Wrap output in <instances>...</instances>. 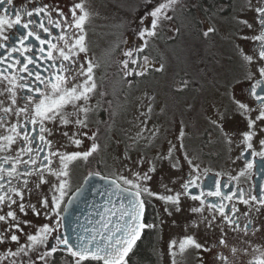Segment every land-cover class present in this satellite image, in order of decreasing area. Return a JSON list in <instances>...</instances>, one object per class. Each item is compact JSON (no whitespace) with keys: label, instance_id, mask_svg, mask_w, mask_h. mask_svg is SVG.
<instances>
[{"label":"flooded vegetation","instance_id":"af4514ba","mask_svg":"<svg viewBox=\"0 0 264 264\" xmlns=\"http://www.w3.org/2000/svg\"><path fill=\"white\" fill-rule=\"evenodd\" d=\"M80 2L81 0H13L12 5L7 3L0 5V15L7 14L14 20L16 9L23 7L31 9L48 4L61 9L71 22L70 9ZM83 2L88 11L92 0ZM134 2L137 3L138 0ZM160 2L162 0H147L150 11ZM183 2L186 4L178 19L183 22L181 27L178 28L173 19L164 22L166 24L167 21L171 22L172 29L174 27L175 31L178 29V38L185 41V52L172 49V37L164 38L159 35L162 29L160 24L157 35L151 38L150 42L152 47L148 55L151 66L143 76H126L122 63L127 58L124 55L127 50L142 44L137 35L141 27H137L136 19L132 39L127 43H121L114 54L112 52L115 49L111 52L112 60H108L111 56L110 51L94 48L95 43L101 39L96 33L91 32L93 26L90 17L84 26L88 52L80 53L79 62L87 67V58L97 65L94 68L97 88L89 101L93 111L89 112L87 128L77 129L74 124L63 126L57 121L53 135L48 137L53 140V150L59 149L61 152L87 150L92 144L90 137L93 133L96 134V142L100 145L98 152L87 161L80 159L70 165L71 188L65 198L66 201L75 194L78 187L85 185V177H88L86 193H82L72 203L69 221L73 233L97 226L96 222L100 217L98 212L94 211L105 205L107 189H110L105 181L110 177L116 179L119 175L131 177L128 169L137 168L136 163L129 167L127 161L129 157L131 159L144 157L145 163L140 170L146 171L149 160L160 155L166 156L169 148L176 145L174 156L179 158L181 166L174 169L167 160L157 162V170L152 174V180L148 182L153 192L172 195L182 191L181 185L192 171V166L184 157L186 152L193 164L200 166L201 173L205 169L208 170L206 174L201 175L205 191L209 187H214L217 174H220L222 191L227 193L237 189V182L232 181L229 184V177L237 176L245 168L246 163L253 159L251 155L253 150L257 152L261 150L260 140L264 139V132L259 131V128L264 127V122H257V135L252 140L253 149L245 151L243 133L249 130L247 114L238 112L231 99L234 95L251 108H256V102L251 97L249 89L255 80L260 78L258 67L264 66V62L256 59L255 45L251 41V37L260 31L254 11L257 0H251L252 9L249 8V0H183ZM168 14L177 20L174 12L169 11ZM52 17L57 18L55 11L52 12ZM190 17L194 22L190 21ZM33 19H36L35 16ZM240 20H247L252 24V28L244 27L238 23ZM210 27L215 31L205 36L204 33ZM23 31L18 25L6 28L5 33L10 36L9 43L16 40L17 32ZM52 31L53 35H56L59 30L53 28ZM244 36L249 39H242ZM31 42L37 43L34 40ZM3 52L4 49H0V54ZM242 53L254 57L250 65V70L254 74L252 80L245 79L249 66L242 59ZM144 56L145 54L141 52L138 63L132 64L130 61L128 69L140 71ZM161 64L164 66L163 70L158 71ZM146 77L149 80H142ZM183 82H187L186 86ZM3 88L4 84H0V89ZM0 100L7 105V94L0 95ZM149 106L152 108L151 113H148ZM67 111L71 113L73 109L69 107ZM220 114H223L222 120ZM256 115H258L256 111L251 113L253 119ZM71 118L75 120V117ZM12 122H15V117H12ZM217 124H222L223 129L221 130ZM77 131L88 134L87 137H81L83 143L78 148L69 143L62 134L67 132L71 136ZM181 131L184 133L183 148L180 147L178 139ZM223 133H227L228 136ZM0 134H3V130H0ZM229 139L231 143L228 142ZM18 146L13 145L10 153L0 155H15ZM58 163V160H54L53 166H57ZM92 172H99L100 176H92L90 180L89 173ZM105 176L108 179L102 178ZM48 179L50 183H55L54 177ZM94 179L97 181L96 185L93 184ZM239 186L246 191L251 190L253 194H258L264 188V159L255 157L254 168L246 177H240ZM191 192L199 194V189L193 188ZM218 199L207 197L212 203H217ZM32 202H36L35 196L32 197ZM234 202L239 208L237 215L248 211L249 206L239 201ZM225 203L231 207L230 202ZM147 204L145 223H154L157 227L144 230L127 257L128 264H140L138 249L143 239L149 250L150 264H172L169 245L173 240L177 242L173 249L177 253L176 264H249L252 248L264 247V207H260L259 212L253 209L250 213L256 231L244 234L233 231L223 222V218L219 217L218 212L217 219L209 228L207 222L201 220L200 213L191 211L192 208L199 207L200 202L193 201L183 194L179 211H176L175 206L166 204L157 197L149 198ZM67 205L64 207L67 208ZM166 207L168 212L165 211ZM7 210L4 209L5 212ZM62 215L65 217L63 230L67 231L66 212ZM203 215L211 219L212 213L208 211L207 205ZM22 218L31 220L33 225L47 222L43 216L35 217L31 212ZM115 219L116 217H113V220ZM243 222L242 220V224ZM197 224L198 226H195ZM3 227L4 225L0 224V230ZM22 227L24 233L35 231V228L23 225ZM17 234L21 236L20 243H24L25 236ZM189 235L194 236L198 243L209 250L188 248L181 254L179 243ZM221 239L226 243L220 244ZM16 247V243L0 244V255H3L6 249L15 250ZM232 247L238 250L235 254L230 251ZM221 256L227 257V261H222ZM71 261L72 258L68 254H56V264H71ZM4 264H10V261L5 260Z\"/></svg>","mask_w":264,"mask_h":264},{"label":"snow or ice","instance_id":"6c2138e0","mask_svg":"<svg viewBox=\"0 0 264 264\" xmlns=\"http://www.w3.org/2000/svg\"><path fill=\"white\" fill-rule=\"evenodd\" d=\"M5 3L12 5L13 0H0V5ZM177 3L178 0H162L147 16L141 18L142 28L137 35L142 44L124 53L127 58L122 63L126 76L145 75L151 66L148 56L143 57L140 71L134 68L129 70V62L138 63L139 54L148 48L150 38L157 35L162 21L172 19L168 13L175 11ZM249 8H253L251 0ZM53 11L57 14L56 19L52 17ZM254 11L260 31L251 37V41L255 45L256 59L264 62V0H257ZM70 12L71 22L61 9L48 4L31 9H16L14 20L7 14L0 15V49H4L0 54V84H4L0 95L6 93L8 97L7 105L0 100V130H3V134H0V153H10L13 145H19L15 155H0V224L4 225L0 230V244H17L15 250L8 248L0 255V264H4L5 260L10 261V264H56L57 253L70 255L71 264H128L127 257L144 230L157 227L154 223H145L147 200L152 197L175 206L176 211H179L181 195L189 196L191 200L200 202V206L192 208L191 211L200 213L201 220L206 221L209 228L217 219L218 212L219 217H222L223 222L233 231L254 233L256 228L250 213L253 209L259 212L260 207H264V188L258 194H253L251 190L246 191L240 187L239 180L254 168L255 157L264 159V139L260 140L261 150L252 151L253 159L246 163L245 168L237 176L229 177V184L232 181L237 182L236 191H222L220 174H217L214 187L205 191L201 175L206 174L208 170L205 169L201 173L200 166L193 164L185 152L184 157L192 166V171L181 185L182 191L172 195L153 192L148 182L157 170V162L167 160L174 169L181 166L179 158L174 156L176 145H172L166 156L160 155L149 160L146 171L140 170L145 163V158L140 157L136 162V170L128 169L131 177L119 175L111 181L112 190L106 193L109 199L105 202L103 210L97 213L100 217L96 222L97 226L84 228L82 232H77L75 237L63 230L65 217L62 213L67 211L64 205L73 203L83 187H78L73 199L66 201L71 188L70 165L80 159L87 161L100 148L95 133L90 137L91 146L85 151L53 150V140L48 138L53 135L57 121L63 126L74 124L77 129L87 128L89 112L93 111L89 101L97 88L94 76V68L97 65L87 58V67L79 62L80 53L88 52L84 26L90 13L86 10L83 0L74 4ZM34 16L36 19H33ZM148 17L151 18L149 24L143 25V20ZM238 23L252 28V24L247 20H240ZM13 25H18L24 31L17 32L16 40L9 43L10 36L5 33V29ZM53 28L59 30L58 34L53 35ZM214 31L215 29L210 27L204 35ZM241 38L249 39L246 36ZM33 40L37 43H32ZM242 59L249 66L245 79L252 80L254 74L250 65L254 57L242 53ZM163 67L161 64L157 70L162 71ZM257 70L260 78L256 79L249 89L256 102V108H251L234 95L231 97L237 111L247 114L249 130L243 133L245 151L253 149L252 140L257 135V122H264V66H259ZM183 83L186 86L187 82ZM69 107L73 109L71 113L67 111ZM151 111L149 106L148 113ZM253 111L258 112L254 119L251 117ZM12 117H15V122H12ZM71 117H75V120ZM220 119H223V114H220ZM217 126L223 129L222 124ZM259 131L264 132V127H260ZM62 134L77 148L83 143L81 137L88 136L87 132L79 131L73 132L71 136L67 132ZM223 134L228 136L227 133ZM183 137L184 133L181 131L178 138L181 148L184 147ZM228 142L231 143V140ZM54 160L59 161L55 167ZM90 176H100V173L92 172L89 173ZM48 177H54L55 183H50ZM102 178L108 179L107 176ZM84 183H88V177H85ZM193 188L199 189V194H192ZM33 196L36 197L35 203L32 202ZM112 196L118 198L116 202L111 199ZM207 197L219 199L217 203H212ZM226 201L231 203L230 208ZM234 201L249 206L248 211L237 215L239 208ZM206 205L212 213L211 219L203 215ZM5 208L8 209L6 212ZM165 211L168 212L167 207ZM29 212L35 217L43 216L47 222L33 225L31 220L22 218ZM113 217L116 219L113 220ZM22 225L35 228V231L24 233ZM17 233L25 236L24 243H20L21 236ZM176 243L173 240L169 245L172 264H176L177 253L173 251ZM219 243L223 245L226 242L221 239ZM188 248L209 250L191 235L185 236L179 243L181 254ZM230 251L235 254L238 250L232 247ZM220 259L227 261L224 256ZM249 264H264V247L252 248Z\"/></svg>","mask_w":264,"mask_h":264},{"label":"rangeland","instance_id":"374dc122","mask_svg":"<svg viewBox=\"0 0 264 264\" xmlns=\"http://www.w3.org/2000/svg\"><path fill=\"white\" fill-rule=\"evenodd\" d=\"M135 0H92L91 7L88 9L90 13V21H92L93 29L91 32L96 33L97 36L101 39L97 44L95 43V49L98 50H108L112 54L115 53L118 46L125 42L127 43L133 37L134 30V20H137V27L142 28V17L147 16V13L150 11V7H148L147 0H138L137 3ZM139 1L141 3H139ZM139 3V4H138ZM186 2L183 0H178V3L175 7L174 14L177 17V20L173 19V23L177 24L178 28L183 24L182 20H178L180 18V12L183 11V6ZM150 17L143 20V25H148L150 22ZM190 21L194 22L191 19ZM167 21V24L163 21L161 23V32L160 36L164 38L172 37V49L175 51H184L185 50V41L181 38H178L177 31H175V27L172 29V23ZM151 42V38H150ZM149 42L148 48H146L143 53L145 56H148L149 63L151 62L150 56L148 55L152 44ZM179 50H178V49ZM185 52V51H184ZM112 60L113 56L108 57V60ZM143 63V61H142ZM142 80L146 81L149 78H143ZM137 158L128 159L129 167L134 166L137 162Z\"/></svg>","mask_w":264,"mask_h":264},{"label":"water","instance_id":"95a60500","mask_svg":"<svg viewBox=\"0 0 264 264\" xmlns=\"http://www.w3.org/2000/svg\"><path fill=\"white\" fill-rule=\"evenodd\" d=\"M91 178H92V176H90V180H91ZM93 178H95V177H93ZM112 180H114V178L111 177L109 180L105 181L106 185H109V188H110V189H107V192H110V191L112 190V186H111V181H112ZM90 184H91V181H90ZM93 184H94V185L97 184V181H96L95 179L93 180ZM82 188H83V189H82L81 193H84V194H85V193H86V184H85ZM80 195H81V194H80ZM71 199H73V196H72ZM108 199H109V197H106V198H105V202H106ZM111 199H112L114 202H116L118 198H117L116 196H112ZM102 210H103V206L100 207L99 209H96L94 212H99V211H102ZM71 212H72V203L68 205V208H67V211H66V215H67V225H68L67 232H68L70 235L73 236V235L76 234V233H73V232L70 230V221H69V217H70ZM78 232H82V231H78Z\"/></svg>","mask_w":264,"mask_h":264},{"label":"trees","instance_id":"16d2710c","mask_svg":"<svg viewBox=\"0 0 264 264\" xmlns=\"http://www.w3.org/2000/svg\"><path fill=\"white\" fill-rule=\"evenodd\" d=\"M139 251V255H140V264H150L151 263V258H150V254H149V250L147 248V244L146 242L143 241L141 242V245L138 249Z\"/></svg>","mask_w":264,"mask_h":264},{"label":"bare ground","instance_id":"6f19581e","mask_svg":"<svg viewBox=\"0 0 264 264\" xmlns=\"http://www.w3.org/2000/svg\"><path fill=\"white\" fill-rule=\"evenodd\" d=\"M178 49V48H177ZM179 50V49H178Z\"/></svg>","mask_w":264,"mask_h":264}]
</instances>
